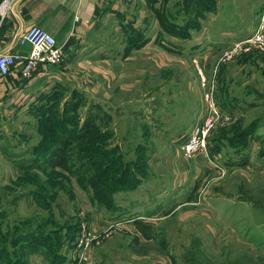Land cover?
<instances>
[{"label": "rangeland", "instance_id": "rangeland-1", "mask_svg": "<svg viewBox=\"0 0 264 264\" xmlns=\"http://www.w3.org/2000/svg\"><path fill=\"white\" fill-rule=\"evenodd\" d=\"M214 1L147 0L148 25L123 27L152 38L147 52L107 74L37 73L40 87L0 94L2 245L13 232L31 243L43 226L71 239L52 263L48 247L31 243L44 252L29 264H264V46L246 41L264 2L252 0L257 12L251 0ZM217 2L234 16L227 25L213 20ZM158 13H178L187 36L168 34ZM121 29L113 34L124 39ZM208 118L206 148L184 154L183 139ZM69 129L62 165L44 164L39 142L52 146ZM126 167L122 179L136 184L111 187L103 203L97 189L107 188L97 183ZM13 246L0 262L20 254Z\"/></svg>", "mask_w": 264, "mask_h": 264}, {"label": "crops", "instance_id": "crops-1", "mask_svg": "<svg viewBox=\"0 0 264 264\" xmlns=\"http://www.w3.org/2000/svg\"><path fill=\"white\" fill-rule=\"evenodd\" d=\"M158 3L160 6L163 0H156L154 7H157ZM217 3L218 8L215 9L217 16H213V20L214 17H220L222 23L227 25L224 23V18L234 16L225 10L221 15L220 3ZM251 5L255 11L259 12L258 4L253 6L251 0ZM148 11L150 10H148L147 0H13L7 16L0 25V50L27 53L29 46L15 45V37L28 27L37 25L50 33L63 51V61L60 64L37 75L56 78L66 74V71L73 67L88 68L93 72H90L92 75L107 74L109 64L114 62L125 64L132 58L131 54L138 55L142 50L147 52V44L152 41V38L146 36L139 38V42L143 40L144 44L129 49L125 45L128 41L125 31L129 29L123 30V27L131 24L134 29L144 28L146 24L143 22L147 23L150 16ZM210 14L213 13H209L203 21L204 27L207 19L211 17ZM258 15L259 13L256 16V24L259 20ZM177 16L178 13L172 18L179 24ZM186 19L189 20V17ZM118 28L123 31L121 33H124V39L119 38L118 34H113ZM116 43H118L117 46ZM18 70L17 67L8 75L0 76L1 96L9 91L25 90L27 82L32 89L40 87V80L32 84V81L37 79L35 76L22 80ZM83 74L86 73L83 72ZM90 86L94 87V84L91 83ZM20 93L22 94L23 91ZM135 235L138 236V234Z\"/></svg>", "mask_w": 264, "mask_h": 264}, {"label": "built area", "instance_id": "built-area-1", "mask_svg": "<svg viewBox=\"0 0 264 264\" xmlns=\"http://www.w3.org/2000/svg\"><path fill=\"white\" fill-rule=\"evenodd\" d=\"M12 2L13 0H0V25L7 16ZM246 41L264 46V11L259 17L256 29ZM15 45H28L29 51L22 54L0 50V76H6L18 67L19 76L22 80H27L63 61L62 48L56 44L55 38L40 26L33 25L21 31L15 37ZM211 126L212 119L208 118L183 139L181 149L184 154L190 156L206 148V136Z\"/></svg>", "mask_w": 264, "mask_h": 264}, {"label": "trees", "instance_id": "trees-1", "mask_svg": "<svg viewBox=\"0 0 264 264\" xmlns=\"http://www.w3.org/2000/svg\"><path fill=\"white\" fill-rule=\"evenodd\" d=\"M187 1L188 0H185V4ZM204 1L207 2L206 5H208L210 3V8L212 7L211 3L214 2V4H215L214 0H204ZM204 5L205 4L203 2V6L201 8L202 14L204 13ZM210 8H207V9H210ZM191 11L192 10L187 11L188 15L186 16V18L190 17ZM165 19H168V21ZM158 22H159V25L165 27L163 29L164 30L166 29L168 31V34H170L174 37L178 38V36L179 37L180 36H187V34H188V32H186V28H185V30L183 29V26H181V28H180V24L175 22V20H173L172 17L158 13ZM125 32H129L128 41H127L128 44L130 45V46H128L129 49L137 48L138 46H142L144 44L143 40H140V42H139V38L142 39V36L140 37V35L138 36V34L137 35L134 34L131 29H129L128 31H125ZM64 89H66V88L65 87L61 88V90H64ZM55 92L58 93V91H55ZM59 93L64 94V92H59ZM69 107H71V108H69L70 111L73 112L77 108V105H76V108H72V106H69ZM64 109H65V107H64ZM85 122H86L85 126H88L89 121L85 120ZM52 132H53V130H52ZM71 132H72V130L69 129V131H65L63 134L59 135V137L54 138L53 140L57 141V142L54 143L52 146H49V145L44 146L43 145L44 143L52 142L50 139H48L46 137H44V140H47V141H40L39 142V144L41 146H39L37 148V150H40L41 152H44V151L47 152V157L45 156L46 158L44 160V164L47 163L52 167L62 165L64 158H65L64 157L65 156V148H67V144L69 142H71V141L73 142L75 140V136ZM54 135H57V134H54ZM33 150H34V148H33ZM80 151H81V148H80ZM91 159L93 160V163H94V161H96V159L93 157ZM98 161H99V158H98ZM130 171H132V170L129 167H126L122 170L121 174H118L115 178H113L109 175L108 177H106V182H105V180L99 181L97 184H99L101 182L103 183V185L105 184V186L107 188V193L101 192V189L98 188L97 189V195L98 196H96V197L98 199H100L101 201H103L102 197H105L107 195V199L109 200L110 196L108 194L111 191V187L118 186V185H125L126 183L127 184L135 183L136 181H132L130 179L129 180L122 179L124 177V175L129 174ZM110 179H111V181L109 182ZM135 184H133V185H135ZM92 185H95V184L92 183ZM103 203H104V201H103ZM106 206H108V205H106ZM1 225H2V220L0 221V227H1ZM38 227H40V228H38L39 232L42 233L44 236L43 237H37L36 239L31 238L32 239L31 243L39 242V243H42L41 245L45 246L46 248L48 247L50 252L46 251L44 253V259L47 261V263H52V261H55L56 258H58V257L60 258V256L57 255V253H56L58 247H61L66 242L65 239L66 240L71 239V237L62 239L61 233L56 232V231L52 232V230H49V233H46L47 232L46 230L43 231V226H38ZM71 227H69L68 230H70ZM70 231H73L75 234V230H70ZM34 233H38V231L36 230V232H34ZM12 236H14V237H12ZM7 237H8V235L4 236V234L2 233V230H0V255H3L4 253H6V257L8 258V256H7L8 248L7 247H9V245H10L9 248H11L10 251L12 254L13 249H15L13 244H18L19 249H20V254H18V255L13 254L12 256L14 258L10 257L9 262H0V264H29L27 256H30L31 254H33L35 252H39V251L44 252V250L41 249V245L34 244V246H32L31 243L26 242V241L23 243H20V242H22V240H21L22 236H20V234H16L15 232L9 234L8 243H10V244L7 246H5V244L2 245V243L5 241V239ZM9 256H10V254H9Z\"/></svg>", "mask_w": 264, "mask_h": 264}]
</instances>
